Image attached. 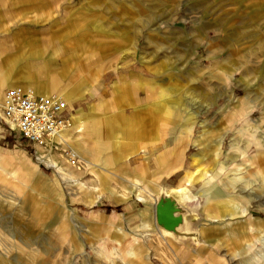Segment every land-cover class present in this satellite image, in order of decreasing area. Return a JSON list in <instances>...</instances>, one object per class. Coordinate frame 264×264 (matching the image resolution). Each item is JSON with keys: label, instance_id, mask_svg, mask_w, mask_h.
<instances>
[{"label": "rangeland", "instance_id": "rangeland-1", "mask_svg": "<svg viewBox=\"0 0 264 264\" xmlns=\"http://www.w3.org/2000/svg\"><path fill=\"white\" fill-rule=\"evenodd\" d=\"M30 35L39 39L22 41ZM31 45L51 64L34 69L26 57L11 72L27 63L59 80L72 111L95 117L63 133L68 180L37 164L36 148L0 116V264H245L261 249L264 154L247 168L229 151L252 126L264 131V0H0V70ZM151 200L174 234L156 233ZM231 205L246 212L229 216ZM144 209L153 226L143 241L146 229H127Z\"/></svg>", "mask_w": 264, "mask_h": 264}, {"label": "built area", "instance_id": "built-area-1", "mask_svg": "<svg viewBox=\"0 0 264 264\" xmlns=\"http://www.w3.org/2000/svg\"><path fill=\"white\" fill-rule=\"evenodd\" d=\"M71 111L70 103L59 94H35L17 86L3 93L2 118L32 147L70 128Z\"/></svg>", "mask_w": 264, "mask_h": 264}, {"label": "bare ground", "instance_id": "bare-ground-1", "mask_svg": "<svg viewBox=\"0 0 264 264\" xmlns=\"http://www.w3.org/2000/svg\"><path fill=\"white\" fill-rule=\"evenodd\" d=\"M0 86H1V83H0ZM17 87H20V86H17ZM21 88L30 89L28 87H21ZM30 90H31V92L34 93V91L32 89H30ZM42 94H44V93H42ZM46 95H50V94H46ZM1 100L2 101L0 102V107H3V96H1ZM197 115H198V113L194 114V116H197ZM0 116L1 117L3 116L1 110H0ZM192 118L193 117H191V115H190L189 117L186 118V121H190ZM192 126H193V123H191V122H188V123L185 122L184 123V128L186 129V131H188V133H189L190 129L192 128ZM257 129H258L257 127H253V126L251 127L250 136H249V138H247L243 142V144H241V145H239L238 143H231L230 144V149L231 150L229 151V153L232 154L233 157H236L237 155L238 156L240 155V157L242 158V160L244 162L243 165L245 167H247V168L251 167V162L250 161H251L252 158H255L256 156H259L260 154H264V131H258ZM61 133H58V134L54 135L53 137H51L50 139L45 140L44 142L41 143V144H45L46 145V143L49 142V140H52L51 143L47 144L48 148H46V146H41L40 144H36V146H35V148H36V150H35L36 159H37V164H43V165L52 167L54 169V171H53L54 175L58 176L60 179H65L67 177L68 180H69L70 177L68 176V173H67V170L65 168V165L63 164V161L60 158V157H62V158L64 157L63 156V152H61L57 148V146L54 144V138L59 136ZM188 136H189V134H188ZM252 145L255 147L256 151H255V153L253 155H249L247 153V150ZM54 150H55V152H54ZM52 151H53V154H51ZM73 152L74 153H72V156H76L77 157L75 151H73ZM218 152H219V145L216 148L215 154H217ZM194 156H196V158H194L193 160L195 161V163H197L196 162L197 156H199L198 158H200V156H201L200 151H197L194 154ZM79 158H80V156H79ZM95 166H97V165L95 164ZM0 169H3V167L1 165H0ZM3 170L6 171V169H3ZM32 171H33L32 174H35L37 172L36 167H34L32 169ZM193 174L194 175H198V179H202L203 185H206L208 189L211 188V184L213 182L211 177L206 176V174L204 172H201L198 167H197V169H195ZM135 182H136V180L133 183H135ZM186 186H187V184H185V186H183V187L185 188ZM207 188L203 189L204 193L207 192ZM180 190H183V189H180ZM139 193L140 192L137 191L136 197H138L140 199H144V197L141 194H139ZM168 195H169V193H164V196H168ZM213 195L214 196H221V195L223 196V193L218 191V192L214 193ZM176 197L178 198L177 200H179V199L181 200L180 195H177ZM229 201L232 204V200H229ZM177 206L181 207L179 202H178ZM231 206L233 207V209H237L236 206H233V205H231ZM160 208H161V203L155 201V203H154V220H155V222H156V224L158 226V229L160 230V232H162V234H165V235H170L171 234L172 235V234H174V229H172L173 224L170 221V217H168L167 215L163 214L161 212ZM245 212H246V209L242 208L240 211L236 210L234 213L233 212L228 213V215L231 216V215H234V214H241V213L244 214ZM184 217H185V208L183 209V213L180 216V221H179V223L177 225L178 228H182L183 227L184 222H185V218ZM127 253L132 254L133 253L132 248L128 249ZM251 258L253 259L254 262H260V261L264 262V238H262V247H261V249L258 250V251L252 252ZM244 263L245 264H251V260L248 258V260H245Z\"/></svg>", "mask_w": 264, "mask_h": 264}, {"label": "crops", "instance_id": "crops-1", "mask_svg": "<svg viewBox=\"0 0 264 264\" xmlns=\"http://www.w3.org/2000/svg\"><path fill=\"white\" fill-rule=\"evenodd\" d=\"M38 39H39L38 36L30 35V36H27V37H23L22 41L28 42L29 44H33ZM42 42L46 45V40L45 39ZM58 47L61 48L62 46L59 45ZM26 57H34L32 59V61H30L29 64H28V66L31 65V67H33L34 69H39L41 66L44 65L43 63H47V64L50 63L51 64V59H52L50 55L48 56V58H45V57L43 58L42 57L40 59L39 58L40 57L39 48L37 46H32L31 45L26 52H22L20 50H16V53L12 55L11 59L7 60L8 61L7 62V66L2 68V70H0V83L3 86V88H2V96H3L4 89H6L8 87H13V86L28 87L26 85H23V84H27V83H31V84H34L36 86H38L37 84H44L43 90H47V91H45L46 93L45 92H42V93H44V94H59V95L61 94L70 103L72 101V97H71L70 93L67 91V89H64V88L58 89L57 88L60 85V81L59 80H57L55 78L50 79V80H44L42 78H39L38 75L34 71H31L30 69H28L27 63H25L24 68L26 70L24 72L22 70L20 72H18V73H12L11 72L12 71L11 68L15 67V65H17L20 60H23ZM102 66L103 67L100 68V71L103 70L105 67H111V66H105L104 64ZM65 73H66L65 69H62V68L58 69L57 76L65 75ZM15 74H19L20 75V81H17V82L13 81V77H14ZM142 85L145 87L146 83L144 82ZM83 87L84 88H82L81 92H84L85 90H87V85H86L85 82H83ZM93 89H94L93 91L97 90L96 88H93ZM144 89L147 90L148 89L147 86ZM56 90H58V91H56ZM34 93L40 94V93L35 92V91H34ZM75 100H77V99H75ZM75 100H73V101H75ZM70 106L72 108L71 104H70ZM89 108H90V113L91 114L90 113L86 114V113L81 112V110H76V109H82L80 107L76 108V109L73 108V111L71 112V116H70V119H71V126L70 127L75 126L78 123L79 124L83 123L87 119H89L91 121L95 117L94 116L95 114L93 113L92 108L91 107H89ZM102 121H103V123L105 125L106 122L104 121V119ZM63 133L64 132H62L59 136L54 138V139H56L58 141H61L63 143L64 146L60 145V148L57 147L60 150H63V147L68 146L67 141L63 137ZM199 139H200V137H198V140H194V142L198 141L197 144H200V142H199L200 140ZM217 143L219 145L220 144V140ZM35 145L33 146L34 149H35ZM76 155H77V158H79V154L76 153ZM193 157L196 158V156H194V155H193ZM198 157L199 156H197V158ZM83 160H85L86 163L89 162L88 160H87L88 161L87 162L85 158H83ZM67 167H69V166H67ZM68 169H69L70 172H73V170H71L70 168H68ZM205 195L208 196V194H206V193H205ZM151 201L152 202L150 203V205H151V208H153V220H154V201L153 200H151ZM70 212H71V214H74L72 210ZM147 212H148L147 209L139 210V212H138V214H139V217H138L139 224L136 225L135 227L127 229V231L129 233H136L140 229H144V230L146 229L147 231H140L139 234H137V236H139L141 239H143V241H144L145 237L147 238V240L149 239V236L151 235L149 233V232H151V231H149V229L152 228V226H153L152 225V221H150V220L145 221V216H146ZM156 233L162 238H164V236H165V235L161 234V232H158L157 230H156ZM137 238L136 239L134 238L135 241L138 240ZM136 242H138V241H136ZM140 248L141 247H139V249ZM134 252L135 251H134V248H133V253L132 254H134ZM249 259L252 260V258H249Z\"/></svg>", "mask_w": 264, "mask_h": 264}, {"label": "water", "instance_id": "water-1", "mask_svg": "<svg viewBox=\"0 0 264 264\" xmlns=\"http://www.w3.org/2000/svg\"><path fill=\"white\" fill-rule=\"evenodd\" d=\"M161 210V209H160ZM162 212V211H161ZM163 213V212H162ZM163 214H165V213H163ZM165 215H167V213L165 214ZM168 216V215H167ZM170 221H171V218H170Z\"/></svg>", "mask_w": 264, "mask_h": 264}]
</instances>
